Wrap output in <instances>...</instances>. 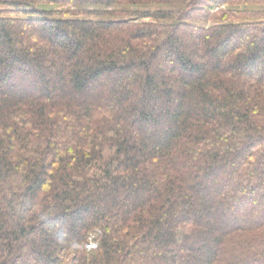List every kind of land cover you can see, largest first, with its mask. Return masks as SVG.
Wrapping results in <instances>:
<instances>
[{"label": "trees", "instance_id": "obj_1", "mask_svg": "<svg viewBox=\"0 0 264 264\" xmlns=\"http://www.w3.org/2000/svg\"><path fill=\"white\" fill-rule=\"evenodd\" d=\"M0 7V264H264V0Z\"/></svg>", "mask_w": 264, "mask_h": 264}, {"label": "rangeland", "instance_id": "obj_2", "mask_svg": "<svg viewBox=\"0 0 264 264\" xmlns=\"http://www.w3.org/2000/svg\"><path fill=\"white\" fill-rule=\"evenodd\" d=\"M129 7H132V6H129ZM0 8L2 9V7H0ZM141 8H144V7H141ZM252 8H255V7H252ZM91 18L98 19V16H92Z\"/></svg>", "mask_w": 264, "mask_h": 264}]
</instances>
